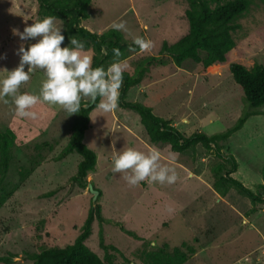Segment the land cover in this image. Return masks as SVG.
<instances>
[{
    "label": "rangeland",
    "instance_id": "374dc122",
    "mask_svg": "<svg viewBox=\"0 0 264 264\" xmlns=\"http://www.w3.org/2000/svg\"><path fill=\"white\" fill-rule=\"evenodd\" d=\"M247 2L236 18L239 27L232 31L234 46L223 62L205 68L190 59L176 65L161 50L162 42L170 44L187 31L186 0H90L80 25L100 33L122 20L127 31L120 32L128 41L140 37L150 42V48L136 45L109 64L123 61L136 76L141 71L125 100L149 105L185 135L223 131L245 115L241 127L221 142V150L237 162L231 175L253 189L263 180L264 104L250 106L228 68L231 62L264 66V0ZM43 17L36 0H0V76L18 64L19 46L27 48L36 39L22 41L14 30L22 31ZM54 23L62 33V20L54 18ZM69 40L64 38L61 47ZM83 45L82 51L91 54ZM29 75L20 91L36 93L43 71L34 69ZM4 99L9 102L0 99V130L10 128L14 141L7 169L0 174V264H32L30 254L71 243L92 203L99 204L102 219L93 218L83 243L103 264H143L140 250L182 241L194 248L182 264H264V201L252 204L233 189L221 195L212 188L208 163L214 160L213 149L198 145L193 154L170 151L148 140L133 110L118 106L103 113L95 107L83 142L94 151L96 162L87 172L88 186H80L71 179L80 156L63 152L73 114L38 102L31 109L36 119L21 118L10 98ZM127 148L158 152V163L174 169L176 181L129 185L123 173L111 171L113 154ZM23 169L30 171L22 176Z\"/></svg>",
    "mask_w": 264,
    "mask_h": 264
},
{
    "label": "trees",
    "instance_id": "16d2710c",
    "mask_svg": "<svg viewBox=\"0 0 264 264\" xmlns=\"http://www.w3.org/2000/svg\"><path fill=\"white\" fill-rule=\"evenodd\" d=\"M37 13L42 16H52L62 20V35L64 38L75 37L90 47L92 66L107 67L110 60L123 57L129 50L137 49L136 44L128 41L118 30L111 27L97 33L80 25V21L87 17V5L90 0H36ZM185 17L187 31L174 42H162L161 50L170 54L172 61L177 65L184 59L208 67L214 63L225 60V54L234 46L235 40L232 31L239 27L236 18L247 8V0H186ZM106 50V54L101 52ZM113 49H118L120 55L116 56ZM150 59H153L152 57ZM124 63L123 61H121ZM229 71L235 83L240 87L243 99L252 107L264 104V66L254 63L247 68L238 62L229 63ZM138 76L126 68L122 74L119 89L118 106L128 108L138 114L139 121L145 130L148 140L153 143L167 145L170 151L176 153H190L196 151L199 145L205 149H213L214 160L208 163L211 174V186L221 195L229 189L247 197L252 204L264 201V165L262 168V182L255 184L254 188L245 186L231 174L237 168V162L231 153H224L221 142L225 141L235 130L241 127L246 116H239L236 121L223 131L206 134L195 130L185 135L162 116L152 112L149 105L140 101H127L125 94L135 85ZM99 100V97L97 98ZM94 105L82 108L74 113L70 124L68 140L63 152L74 151L80 159L76 164L75 173L71 179L80 186H88L86 175L94 169L96 155L92 149L83 142L85 129L88 127L89 113ZM14 141V134L10 128L0 130V174L7 169L9 148ZM29 169L20 171L22 176L29 173ZM23 178V177H22ZM90 191L99 195V188L90 186ZM93 218L101 220L98 203L90 204L80 226V230L71 243L62 247H50L30 254L32 264H103L99 256L90 250L83 240L90 233ZM126 234L135 237L132 230L121 228ZM194 252L192 245L182 241L179 245L169 247L163 244L154 250H140L138 258L143 264H182ZM4 259L0 257V260Z\"/></svg>",
    "mask_w": 264,
    "mask_h": 264
},
{
    "label": "clouds",
    "instance_id": "9594fccd",
    "mask_svg": "<svg viewBox=\"0 0 264 264\" xmlns=\"http://www.w3.org/2000/svg\"><path fill=\"white\" fill-rule=\"evenodd\" d=\"M111 28L127 31L122 20L112 22ZM14 34L22 41L36 38L27 48L19 46L18 64L11 70H5V75L0 76V99L8 103L4 98H10L18 117L36 119L37 113L31 109L38 102L59 105L67 115L78 113L91 105L103 113L117 109L122 74L126 68L124 63L114 61L107 67H93V54L83 52V42L75 37L61 47L64 36L52 16H45L26 25L22 31L14 30ZM134 43L142 50L151 47L149 41L140 37L135 38ZM101 52L106 54L105 49H101ZM113 52L116 56L120 55L118 49H113ZM34 69L42 70L44 76L38 92H21V85L30 79L29 74ZM158 161L159 154L156 151L144 153L127 148L113 154L111 171L123 173V178L129 185L145 180L161 184L174 183L177 179L175 170L161 166ZM17 259L19 258H14V261Z\"/></svg>",
    "mask_w": 264,
    "mask_h": 264
}]
</instances>
